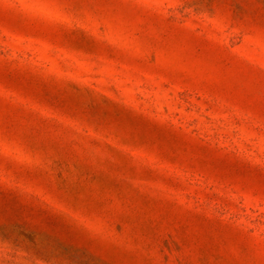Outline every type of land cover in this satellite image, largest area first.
I'll use <instances>...</instances> for the list:
<instances>
[{
    "label": "rangeland",
    "instance_id": "rangeland-1",
    "mask_svg": "<svg viewBox=\"0 0 264 264\" xmlns=\"http://www.w3.org/2000/svg\"><path fill=\"white\" fill-rule=\"evenodd\" d=\"M0 264H264V0H0Z\"/></svg>",
    "mask_w": 264,
    "mask_h": 264
}]
</instances>
